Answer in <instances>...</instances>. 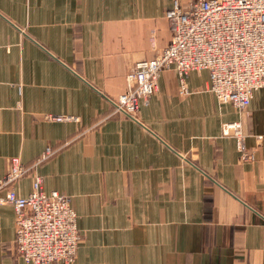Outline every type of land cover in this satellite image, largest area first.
<instances>
[{
    "label": "crops",
    "instance_id": "1",
    "mask_svg": "<svg viewBox=\"0 0 264 264\" xmlns=\"http://www.w3.org/2000/svg\"><path fill=\"white\" fill-rule=\"evenodd\" d=\"M172 2L0 0V178L11 157L57 150L36 170L76 214L71 264H264V88L240 115L207 90L206 71L182 95L167 70L134 119L112 115L134 65L167 46ZM237 122L254 162L221 134ZM14 189L25 197L31 176ZM15 215L0 205V264H29Z\"/></svg>",
    "mask_w": 264,
    "mask_h": 264
},
{
    "label": "built area",
    "instance_id": "2",
    "mask_svg": "<svg viewBox=\"0 0 264 264\" xmlns=\"http://www.w3.org/2000/svg\"><path fill=\"white\" fill-rule=\"evenodd\" d=\"M164 16L171 33L167 46L153 59L134 65L126 76L125 90L108 100L112 115L134 119L167 70L176 74L182 95L189 93V73L206 71L207 90L218 104L247 115L255 91L264 88V0H173ZM44 119L66 117L45 115ZM221 134L234 138L241 162H254V151L244 145L241 123L224 124ZM56 151L47 147L30 164L11 157L0 178V205H10L16 212L15 252L29 264H71L80 241L69 197L46 193L36 170ZM28 175L31 190L20 197L14 185Z\"/></svg>",
    "mask_w": 264,
    "mask_h": 264
}]
</instances>
